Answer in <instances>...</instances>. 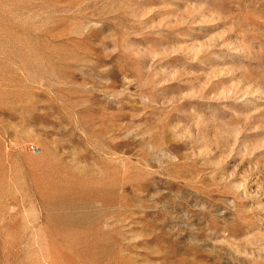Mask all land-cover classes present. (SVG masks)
<instances>
[{
  "label": "rangeland",
  "instance_id": "rangeland-1",
  "mask_svg": "<svg viewBox=\"0 0 264 264\" xmlns=\"http://www.w3.org/2000/svg\"><path fill=\"white\" fill-rule=\"evenodd\" d=\"M0 264H264V0H0Z\"/></svg>",
  "mask_w": 264,
  "mask_h": 264
}]
</instances>
